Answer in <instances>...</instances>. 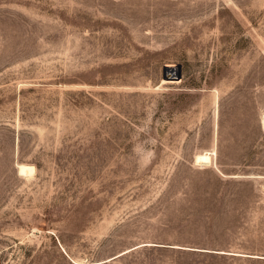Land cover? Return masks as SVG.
<instances>
[{
    "label": "rangeland",
    "instance_id": "rangeland-1",
    "mask_svg": "<svg viewBox=\"0 0 264 264\" xmlns=\"http://www.w3.org/2000/svg\"><path fill=\"white\" fill-rule=\"evenodd\" d=\"M263 117L264 0H0V264H264Z\"/></svg>",
    "mask_w": 264,
    "mask_h": 264
},
{
    "label": "bare ground",
    "instance_id": "bare-ground-1",
    "mask_svg": "<svg viewBox=\"0 0 264 264\" xmlns=\"http://www.w3.org/2000/svg\"><path fill=\"white\" fill-rule=\"evenodd\" d=\"M171 66V65H170ZM167 71H169V69H167ZM166 80H170L168 82H176V81H172V77H167L165 78ZM166 82V81H165ZM263 124H264V117H263ZM214 152H202V153H198L196 155V162L199 164H209L212 161V154ZM215 154V153H214ZM19 172L21 174H33V172L35 171V167L33 165L30 164H26V163H21L19 164Z\"/></svg>",
    "mask_w": 264,
    "mask_h": 264
},
{
    "label": "water",
    "instance_id": "water-1",
    "mask_svg": "<svg viewBox=\"0 0 264 264\" xmlns=\"http://www.w3.org/2000/svg\"><path fill=\"white\" fill-rule=\"evenodd\" d=\"M171 67H172V66H168L167 68H168V69H171ZM175 69H176V71H177V73H178V79L181 78V66L178 65V66L175 67Z\"/></svg>",
    "mask_w": 264,
    "mask_h": 264
}]
</instances>
